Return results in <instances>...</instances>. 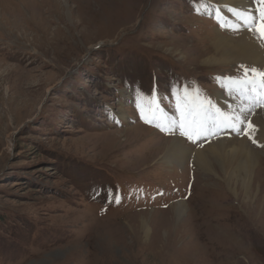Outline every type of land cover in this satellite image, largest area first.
<instances>
[{"label":"rangeland","instance_id":"rangeland-1","mask_svg":"<svg viewBox=\"0 0 264 264\" xmlns=\"http://www.w3.org/2000/svg\"><path fill=\"white\" fill-rule=\"evenodd\" d=\"M203 4L0 0V264H264V162L250 198L218 168L161 163L166 138L205 145L191 101L212 114L214 88L240 98L257 69L203 63L216 31L240 32Z\"/></svg>","mask_w":264,"mask_h":264},{"label":"bare ground","instance_id":"bare-ground-1","mask_svg":"<svg viewBox=\"0 0 264 264\" xmlns=\"http://www.w3.org/2000/svg\"><path fill=\"white\" fill-rule=\"evenodd\" d=\"M217 1L228 9L226 13L222 12L221 17H224L228 24L237 26L240 32L233 36L216 31V35L210 38L208 58L203 63L215 69L240 63L257 66L258 73H253L251 77L254 78L248 79L256 83H247L244 87L245 82L240 84L242 80L239 83L233 82L234 88L238 87L240 98L232 92L222 95L221 91L214 88L212 95L217 102L210 104L212 114H208L207 106L200 105L195 109L194 102L191 101L181 122L187 119L188 130L203 139L209 138L210 135L216 137L205 141V145L200 147L187 144L184 138L178 135L166 138L163 148L161 147V163L166 166L177 163L181 166L184 162L191 161L199 167L198 169L212 175H219V169L228 183L240 184L245 198H250L254 177L259 165L264 162V157H259L260 153L264 154V88L256 89L260 87L259 72L264 70V45L256 40L248 29L253 15H258L261 19L264 4L258 3L254 6L248 0ZM233 8L237 11H232ZM256 103L260 107L255 108ZM245 115L247 120H244ZM154 116L162 120L163 124H167L170 118L163 113L161 107L154 112ZM125 117V114L121 115V118ZM174 205L175 211L180 215L183 212V202Z\"/></svg>","mask_w":264,"mask_h":264},{"label":"snow or ice","instance_id":"snow-or-ice-1","mask_svg":"<svg viewBox=\"0 0 264 264\" xmlns=\"http://www.w3.org/2000/svg\"><path fill=\"white\" fill-rule=\"evenodd\" d=\"M254 2L259 3V4H264V0H254ZM200 3H201V6H206L203 4V0H200ZM231 10L237 11V9H235V8H233ZM196 11L199 12V8H197ZM259 23H260V28L258 30L261 32L262 35H264V13L261 14V19H260ZM256 24H257V19H256L255 15H253V18L250 22V25L255 26ZM246 71H249V70H246ZM250 71L252 73H256L257 69L252 68V69H250ZM259 75L261 77V79L259 81V85H260V87L264 88V70H260ZM225 79H236V78H225ZM237 83H239L238 80H237ZM247 83H252L253 85H255L256 82L254 80L245 82L244 87L247 86ZM247 119H248V117L245 115L244 120H247ZM241 122H243V121H241ZM157 126L159 127V125H157ZM213 126H214V124H213ZM161 130L164 131V128H161ZM253 132H255V128H253ZM184 134H186V133L182 132V135H184ZM188 139L189 140L192 139L191 135H188ZM253 142L255 143L256 141L254 140Z\"/></svg>","mask_w":264,"mask_h":264}]
</instances>
